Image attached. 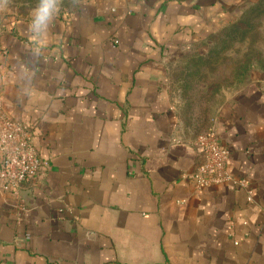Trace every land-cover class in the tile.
Masks as SVG:
<instances>
[{"label": "crops", "instance_id": "crops-1", "mask_svg": "<svg viewBox=\"0 0 264 264\" xmlns=\"http://www.w3.org/2000/svg\"><path fill=\"white\" fill-rule=\"evenodd\" d=\"M241 1L84 0L8 27L0 107L49 167L0 186V264H264V74L209 121L248 188L183 177L202 157L171 91L172 60Z\"/></svg>", "mask_w": 264, "mask_h": 264}, {"label": "rangeland", "instance_id": "rangeland-1", "mask_svg": "<svg viewBox=\"0 0 264 264\" xmlns=\"http://www.w3.org/2000/svg\"><path fill=\"white\" fill-rule=\"evenodd\" d=\"M82 1L0 0V71L1 40L11 24L47 18ZM234 11L228 21L171 62V91L191 134L205 131L227 96L251 77L264 74V0H242Z\"/></svg>", "mask_w": 264, "mask_h": 264}, {"label": "built area", "instance_id": "built-area-1", "mask_svg": "<svg viewBox=\"0 0 264 264\" xmlns=\"http://www.w3.org/2000/svg\"><path fill=\"white\" fill-rule=\"evenodd\" d=\"M118 43V40H116ZM202 162L183 175L197 188H206L222 183H231L239 188H248L249 182L236 178L229 170L230 150L222 142L216 126L200 133L195 141ZM49 167V161L40 156L33 128L26 122L6 114L0 107V186L5 191L18 195ZM251 194V190H249ZM252 200V197H248Z\"/></svg>", "mask_w": 264, "mask_h": 264}]
</instances>
